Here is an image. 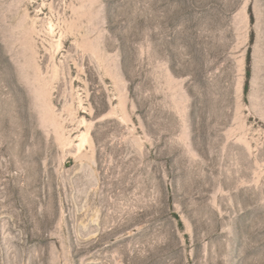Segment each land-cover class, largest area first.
Here are the masks:
<instances>
[{"label": "rangeland", "instance_id": "374dc122", "mask_svg": "<svg viewBox=\"0 0 264 264\" xmlns=\"http://www.w3.org/2000/svg\"><path fill=\"white\" fill-rule=\"evenodd\" d=\"M0 264H264V0H0Z\"/></svg>", "mask_w": 264, "mask_h": 264}]
</instances>
